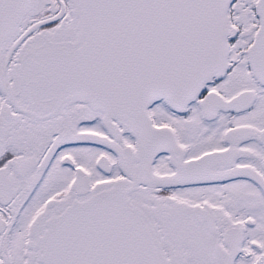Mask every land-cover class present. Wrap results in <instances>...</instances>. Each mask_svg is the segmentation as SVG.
<instances>
[{"label":"snow or ice","instance_id":"obj_1","mask_svg":"<svg viewBox=\"0 0 264 264\" xmlns=\"http://www.w3.org/2000/svg\"><path fill=\"white\" fill-rule=\"evenodd\" d=\"M0 264H264V0H0Z\"/></svg>","mask_w":264,"mask_h":264}]
</instances>
